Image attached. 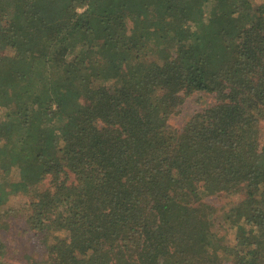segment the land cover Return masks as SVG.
<instances>
[{"label": "trees", "instance_id": "trees-1", "mask_svg": "<svg viewBox=\"0 0 264 264\" xmlns=\"http://www.w3.org/2000/svg\"><path fill=\"white\" fill-rule=\"evenodd\" d=\"M249 1L0 0V202L28 196L47 243L27 264H264V2ZM196 92L215 104L172 128ZM218 193L238 200L204 201Z\"/></svg>", "mask_w": 264, "mask_h": 264}, {"label": "rangeland", "instance_id": "rangeland-1", "mask_svg": "<svg viewBox=\"0 0 264 264\" xmlns=\"http://www.w3.org/2000/svg\"><path fill=\"white\" fill-rule=\"evenodd\" d=\"M249 2V8H256L264 0H250ZM211 6L213 5L204 4L202 12L205 13L206 11L207 15ZM14 62L15 60H12V63ZM46 77L50 80L49 69ZM214 104L215 99L212 94L206 92L193 93L185 98L184 102L177 108L176 113L170 116L168 123L172 128L180 131L192 115ZM0 142L5 143L2 139H0ZM16 173L17 171L13 170L11 178H5L9 181H17ZM3 178L0 181L4 180ZM48 182L50 184V179ZM237 200L238 197H227L222 193L214 194L204 199L207 204L222 211H227L233 202ZM29 204L30 199H28V196L21 193L8 195L0 202V264H27L21 256L22 252L32 258H37V254L47 245L45 240L36 239L32 231L29 230L27 221L30 212ZM218 225L222 231L225 229L222 220L218 221ZM221 264H229V262Z\"/></svg>", "mask_w": 264, "mask_h": 264}]
</instances>
